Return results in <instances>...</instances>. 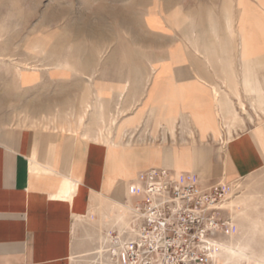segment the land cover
<instances>
[{"label":"crops","instance_id":"0c3cea01","mask_svg":"<svg viewBox=\"0 0 264 264\" xmlns=\"http://www.w3.org/2000/svg\"><path fill=\"white\" fill-rule=\"evenodd\" d=\"M149 16L162 24L148 25ZM144 17L139 61L126 45L94 40L77 58L52 52L44 70L16 76L20 89L45 82L73 98L45 115L49 127L0 125V264H92L100 237L118 227L104 217L132 206L142 172L165 169L203 186L264 172L256 39L242 53L237 34L231 66L227 29L215 26L202 45L193 25L183 37L182 21L169 25L159 8Z\"/></svg>","mask_w":264,"mask_h":264},{"label":"rangeland","instance_id":"374dc122","mask_svg":"<svg viewBox=\"0 0 264 264\" xmlns=\"http://www.w3.org/2000/svg\"><path fill=\"white\" fill-rule=\"evenodd\" d=\"M154 7L166 16L169 25L182 21L178 30L183 37L191 35L188 27L193 25V34L202 45H210L213 23L219 32L228 31L231 66L237 57V34L243 43L242 53L256 39L257 57H260L257 66L262 68L257 81H264V0H0V125L49 127L55 123L45 115L67 110L73 98L71 91L63 90L61 85L47 89L45 82L32 89H20L16 83L17 68L44 70L47 54L63 51L64 55L77 58L83 46L93 45L94 40L100 41L102 49L110 44L123 48L126 45L139 57L135 61H139L142 41H147L143 36L144 14ZM226 12L230 13V31ZM145 21L150 26L162 24L156 16L146 17ZM38 45L46 54L34 52ZM70 81L78 80L75 77ZM230 192V206L238 230L231 238L233 242L243 241L241 244L250 258L237 260L236 256L225 254L220 261L264 264V172L234 184ZM91 261L98 264L96 257Z\"/></svg>","mask_w":264,"mask_h":264},{"label":"built area","instance_id":"2783aa9c","mask_svg":"<svg viewBox=\"0 0 264 264\" xmlns=\"http://www.w3.org/2000/svg\"><path fill=\"white\" fill-rule=\"evenodd\" d=\"M233 185L203 186L165 169L140 173L129 188L136 200L126 223L108 231L97 263L215 264L221 244L238 234Z\"/></svg>","mask_w":264,"mask_h":264},{"label":"bare ground","instance_id":"6f19581e","mask_svg":"<svg viewBox=\"0 0 264 264\" xmlns=\"http://www.w3.org/2000/svg\"><path fill=\"white\" fill-rule=\"evenodd\" d=\"M241 4V3H240ZM180 12V11H179ZM166 14V13H165ZM226 19H227V29L229 30L230 29V26H231V19H230V13L229 12H226ZM187 20H189L190 22L189 23H192V21H191V19L189 18V17H187ZM184 21H185V19H184ZM213 23V22H212ZM212 31L214 32V30H215V24L213 23V25H212ZM230 31V30H229ZM1 43V42H0ZM2 44V43H1ZM35 45V44H34ZM243 46V43L241 42V47ZM33 48V47H32ZM184 49V48H183ZM242 49H243V47H242ZM34 52H36V54L37 55H42V54H44L45 53V50L43 49V47L42 46H40V45H38V46H36V47H34ZM0 54H2V53H0ZM7 56V55H6ZM0 57H1V55H0ZM2 57L4 58V55H2ZM59 66H61L60 64H59ZM23 71H27V69H25V70H22V69H19V68H17V70H16V74L17 75H19V73L20 72H23ZM18 77V76H17ZM20 78V77H19ZM214 93H215V96L216 97H218V93H217V91L214 89ZM217 107V106H216ZM231 109V107H227L226 106V110L227 109ZM153 113V112H152ZM173 120V119H172ZM226 122V121H225ZM169 124V126L171 125L170 123H168ZM164 130V129H163ZM164 131H166V130H164ZM168 133V132H167ZM192 157V156H191ZM126 204H127V202H126ZM114 205V204H113ZM119 206H120V211L117 213V214H111L110 212L108 213L109 215H104L103 217H104V220L106 221V224H108L109 222H111V225L113 226V225H118V226H122V225H124L125 223H126V219H127V212H128V210H129V208L127 207V206H125L124 204H121V203H119ZM114 207V206H113ZM112 207V208H113ZM114 209V208H113ZM233 211L231 210V213H232ZM232 218H233V214H232ZM105 221H104V223H105ZM102 222V221H101ZM109 227V226H108ZM109 230V229H108ZM108 233V231H106V234ZM105 234V236H102V237H100V240H101V242L103 243L107 238H106V235ZM234 239V238H233ZM235 241V240H234ZM239 241H240V239H239ZM233 242L232 241V238H231V240H229L228 242H223L222 244H221V250H220V254H218L217 255V258H216V260H215V264H217V261H218V258H220V257H222V255H225V254H229V255H233V256H236L237 257V260H240L241 258L242 259H246V260H248L249 258H250V255H248L246 252H245V247H243V245L241 244L243 241H241V242ZM89 255V254H88ZM88 260V259H87ZM258 261V260H257ZM97 262V261H96ZM223 262V261H222ZM221 261H220V263L219 264H227V263H222ZM257 263V262H256ZM264 263V262H263Z\"/></svg>","mask_w":264,"mask_h":264}]
</instances>
